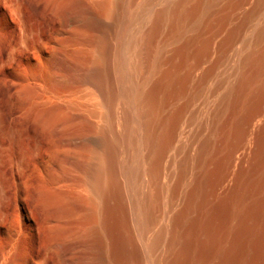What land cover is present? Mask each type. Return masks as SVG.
Instances as JSON below:
<instances>
[{"label":"bare ground","instance_id":"bare-ground-1","mask_svg":"<svg viewBox=\"0 0 264 264\" xmlns=\"http://www.w3.org/2000/svg\"><path fill=\"white\" fill-rule=\"evenodd\" d=\"M220 1L0 0V264H264V0Z\"/></svg>","mask_w":264,"mask_h":264},{"label":"rangeland","instance_id":"rangeland-1","mask_svg":"<svg viewBox=\"0 0 264 264\" xmlns=\"http://www.w3.org/2000/svg\"><path fill=\"white\" fill-rule=\"evenodd\" d=\"M224 1V0H223ZM223 1H220L218 4V7H220L223 4ZM245 6L247 8V5H244V7H242L240 10H238L237 12H235L232 17H230V21L229 23L226 25V27L221 31V33L217 34L215 38V40L213 39L212 43H217V41H219L224 34L226 33V29H229L232 25H234L240 17V13L243 9H245ZM35 14V13H34ZM36 17V15H35ZM47 27H44L43 29H46ZM88 34H92L91 32L93 31H86ZM7 33H4V35H6ZM245 34H243L242 38L244 37ZM171 36V35H170ZM172 39H170V46H167L165 49V52H172L175 43L172 41ZM241 40L237 41L236 44L233 46V49L238 48L240 49L241 47L239 45H241ZM213 47V48H212ZM211 48L214 49L215 45L213 46V44L211 45ZM210 50L211 55H208V59L206 57L207 60H204L203 63V67L209 65L217 56V51L215 50ZM247 49V47H245L244 49H242V51H245ZM213 51V52H212ZM230 68H231V62L229 61V59L227 58H223L220 60L217 68H215L212 77L205 83L201 94L192 101V103L190 104V106L188 107L185 117L187 118L192 112H195V116L193 119V122L191 124H189L188 127L185 128V124L180 126V130H176L175 132V136L174 138L171 140L170 143V149L168 152V155H170V184L172 185V183L175 180V175H174V170L176 166V159L178 158L177 153H176V147H178V145L181 143V141H183L184 137L183 135L180 133V131H185L188 133L189 131V135H193L197 134V132L199 133L197 135V138L200 140L201 138H203L204 136H206L209 133V125H204L200 126L201 122L204 121V119H209L210 115H212V109H214V106H216L215 104L217 103L218 97L220 96L221 92L223 93V91L225 90L224 88H226L227 82H228V76H229V72H230ZM225 69V70H224ZM194 87V81L191 82L190 85V90H192ZM88 90L93 91V87L91 85H89L87 87ZM183 101V98L177 97V98H173L170 100L167 109L168 110H172L174 109L176 106H178L181 102ZM210 111V112H209ZM209 114V115H208ZM207 115V117H206ZM209 116V117H208ZM207 119V120H208ZM203 123V122H202ZM204 127V128H203ZM203 128V129H201ZM202 130V131H201ZM255 133L252 132L251 130H248L247 133L244 134L243 139L241 141V145L240 147H238L235 152L232 155V163L231 165L224 171L225 175H226V179L223 182V184L228 183L230 180L233 179V177L236 176V173H238L239 171H241V173H243V177L248 176L247 174V169L249 168V158H250V153L248 154V149L250 150L252 147H254L255 144ZM181 135V136H180ZM198 139L196 141H198ZM172 149V150H171ZM246 149V150H245ZM245 151V152H244ZM174 152V153H173ZM245 153L246 157L244 159V161L242 163H239L238 158L240 157L241 154ZM180 156V155H179ZM170 185V186H171ZM174 207V208H173ZM178 208V201H174L173 204L170 206V218L171 216L174 214L175 209ZM193 214V213H192ZM142 264H145L142 262Z\"/></svg>","mask_w":264,"mask_h":264}]
</instances>
